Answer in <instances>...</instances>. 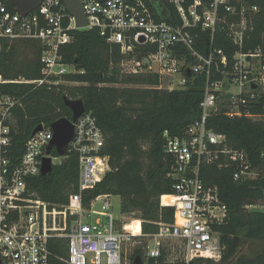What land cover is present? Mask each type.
I'll return each instance as SVG.
<instances>
[{"label": "built area", "instance_id": "obj_1", "mask_svg": "<svg viewBox=\"0 0 264 264\" xmlns=\"http://www.w3.org/2000/svg\"><path fill=\"white\" fill-rule=\"evenodd\" d=\"M79 1L87 21L83 28L76 27L61 0H42L24 17L16 10L9 11L0 1V50L4 42L20 40L36 41L41 46L39 79L7 80L0 76V264H49L51 239L65 241V264H102V258L104 264H126L125 247L136 237L146 242L144 264L149 260L161 264L166 241L182 246L181 264L197 259L219 260L224 246L215 227L225 222L227 208L217 188L201 181L200 166L231 163L236 166L235 181L254 179L258 172L247 170L246 154L230 149L225 136L208 129L206 122L219 113L229 118L264 119V114L251 110L257 108L264 94V49L242 52L247 18L259 13V7L248 0ZM197 28L211 34L206 55L195 49L192 31ZM74 29L97 30L107 44L119 46L122 74L156 75L158 89L182 90L188 76L205 75L199 119L180 137L163 133L164 153L174 161L169 177L175 182L171 194L159 197V205L173 209V221L159 223L153 234L140 232L141 221L132 228L123 218H115L108 196L97 197L87 208L82 205L83 192L92 189L110 170L109 157L101 155L103 134L96 119L85 111L73 123L74 134L67 148V153H74L78 159L77 192L71 195L74 204L51 205L27 189V179L39 176L42 161L48 157L46 148L52 130L41 125L20 153L12 131L18 101L1 87L63 83L62 77L75 69L62 62L60 48L70 43L69 32ZM216 30L226 31L237 47L230 69L223 52L211 47ZM212 66L220 78H210ZM260 157L264 159V152ZM97 200L102 204L100 212L92 210ZM243 208L264 214V198ZM90 215L97 216L94 223L85 221Z\"/></svg>", "mask_w": 264, "mask_h": 264}, {"label": "trees", "instance_id": "obj_2", "mask_svg": "<svg viewBox=\"0 0 264 264\" xmlns=\"http://www.w3.org/2000/svg\"><path fill=\"white\" fill-rule=\"evenodd\" d=\"M9 11H14L10 0H0ZM210 0H203L208 3ZM259 7V13L247 18L242 52L264 49V0H248ZM170 13L174 14L172 8ZM237 20V18H236ZM71 41L60 48L62 62L72 66L75 72L62 77L63 83L52 86L30 84L4 85L1 88L14 96L18 106L13 116L14 143L20 149L38 126H49L55 121L71 119L70 110L63 98L80 99L85 112L92 114L104 137L101 155L109 157L110 170L92 189L83 192L81 203H89L99 196H116L120 199V213H138L140 232L153 234L159 223L173 221V209L160 207L159 197L171 194L174 180L169 177L173 158L164 153L165 131L171 137H180L186 128L200 117L199 104L203 99L205 75L188 76L182 90L158 89L156 75L122 74L119 63L120 48L109 45L97 30H71ZM195 34V49L206 55L210 48L211 34L199 28ZM211 47L221 50L230 69L235 47L226 31L213 33ZM29 55V57H28ZM41 46L36 41L20 40L1 44L0 76L7 80H37L41 77L39 57ZM194 62V61H193ZM211 79L220 76L211 67ZM121 86V87H120ZM123 86V87H122ZM127 86V87H126ZM132 86V87H128ZM264 94L257 108L264 114ZM206 127L224 135L227 146L243 151L248 159L247 170H256L254 179L235 181L236 166L231 163L203 164L199 177L205 186H215L221 202L227 208L225 222L215 227L224 250L219 260L197 259L190 264H264V214L247 211L243 207L264 198V119L247 117L229 118L224 113L212 115ZM52 157H58L52 152ZM224 160L223 157L220 158ZM78 159L68 152L61 163L52 166L51 174L41 180L27 179V189L38 199L51 205H72L71 195L77 192ZM248 245L255 247L251 256L240 254ZM143 249L135 248L129 257L130 264L138 258L144 264ZM49 264H65V241L51 239ZM161 264L166 262L165 250L161 252ZM152 263L151 260L148 261Z\"/></svg>", "mask_w": 264, "mask_h": 264}, {"label": "water", "instance_id": "obj_3", "mask_svg": "<svg viewBox=\"0 0 264 264\" xmlns=\"http://www.w3.org/2000/svg\"><path fill=\"white\" fill-rule=\"evenodd\" d=\"M65 5L67 13L74 18L75 25L77 28H83L86 26L87 21L82 11L79 0H61ZM105 1V0H99ZM14 9L21 16H27L30 12L40 6L42 0H10ZM1 53V50H0ZM64 105L71 112V119L62 118L54 123L50 124L49 127L52 130V139L46 148V155L42 161L39 178L45 180L52 172V163L49 155L53 151L58 157H65L67 155V148L69 142L73 138L74 125L73 123L84 113L83 102L78 100H69L63 98ZM41 130V126L36 127L32 134ZM133 264H142L140 259L136 258Z\"/></svg>", "mask_w": 264, "mask_h": 264}, {"label": "rangeland", "instance_id": "obj_4", "mask_svg": "<svg viewBox=\"0 0 264 264\" xmlns=\"http://www.w3.org/2000/svg\"><path fill=\"white\" fill-rule=\"evenodd\" d=\"M29 57V55H28ZM70 71L73 70L72 67L69 68ZM65 85H71V86H75L73 83H63ZM121 87V86H120ZM123 87V86H122ZM127 87V86H126ZM128 87H132V86H128ZM63 160L62 157H52L51 163L52 165H57L59 163H61ZM109 202L111 205V212L113 214V216L115 218H123L124 222L127 224H131V227L134 228V223H136V225L139 226V214L138 213H133V214H128V215H122L120 213V199L116 196H111L109 198ZM101 202L99 200L94 202V205L92 207V210L96 211V212H100L101 211ZM97 219V216L95 215H90L89 217H87V222L90 223H94L95 220ZM139 230V227H137ZM146 245V242L144 239L142 238H134V240L130 241L126 247H125V252H124V257H123V262H125L126 264H130V260L129 257L132 254V251L135 248L138 249H143L144 246ZM164 249L167 252V256H166V260L167 261H182L183 260V248L180 244H178L177 242H171V241H166L164 243ZM255 251V247L252 245H248L245 248H243L242 252L240 254H245L247 256H251ZM143 256H144V251L142 250ZM88 257H90V255H88ZM102 264H104V259L102 258Z\"/></svg>", "mask_w": 264, "mask_h": 264}, {"label": "crops", "instance_id": "obj_5", "mask_svg": "<svg viewBox=\"0 0 264 264\" xmlns=\"http://www.w3.org/2000/svg\"><path fill=\"white\" fill-rule=\"evenodd\" d=\"M110 198V197H109Z\"/></svg>", "mask_w": 264, "mask_h": 264}]
</instances>
